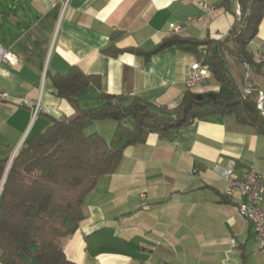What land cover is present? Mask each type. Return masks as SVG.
Segmentation results:
<instances>
[{"label":"crops","instance_id":"0c3cea01","mask_svg":"<svg viewBox=\"0 0 264 264\" xmlns=\"http://www.w3.org/2000/svg\"><path fill=\"white\" fill-rule=\"evenodd\" d=\"M200 1L0 0L1 44L18 58L15 67L0 64V89L10 97L0 103V160L9 161L53 120L74 115L50 79L70 67L98 77L107 94L175 107L196 62L191 55L169 48L145 62L102 51L115 32L122 33L117 49L149 50L172 36L170 24L189 19L195 21L180 36L225 37L237 19V1L227 0V11L220 0H205L212 13ZM249 50L264 55V14ZM249 76V84L263 90L262 78L252 71ZM217 90L208 76L192 92ZM18 97L39 101L35 116L17 105ZM75 99L80 108H93L100 93L89 85ZM115 127L113 121L96 122L87 134L108 141ZM230 161L236 174L253 165L264 183V138L231 118L196 120L171 139L149 134L145 143L125 148L116 172L85 198V219L59 240L60 249L74 264H264L252 226L238 213L240 200L224 195L221 174Z\"/></svg>","mask_w":264,"mask_h":264},{"label":"trees","instance_id":"16d2710c","mask_svg":"<svg viewBox=\"0 0 264 264\" xmlns=\"http://www.w3.org/2000/svg\"><path fill=\"white\" fill-rule=\"evenodd\" d=\"M240 15L225 37L194 39L172 35L149 50L117 49L115 32L103 54L131 53L148 61L169 48L191 55L218 85L217 91L185 90L173 108L156 106L136 96L110 95L100 89V79L70 67L50 77L55 94L66 100L74 115L53 120L33 135L13 157L0 160V264H74L60 249V239L72 236L85 219V198L100 179L114 174L123 150L145 143L149 134L171 139L196 120L231 118L264 138V103L250 85V71L262 78V65L249 50L264 14V0H236ZM227 11L229 3L220 0ZM237 68L234 70L232 66ZM89 85L100 93V104L82 109L75 96ZM248 90V92L246 91ZM113 121L110 140L86 134L93 123Z\"/></svg>","mask_w":264,"mask_h":264},{"label":"built area","instance_id":"2783aa9c","mask_svg":"<svg viewBox=\"0 0 264 264\" xmlns=\"http://www.w3.org/2000/svg\"><path fill=\"white\" fill-rule=\"evenodd\" d=\"M198 6L204 9L207 13H212L214 8L208 6L205 0L198 3ZM237 16L240 15L239 6L237 8ZM194 19H189L183 25L170 24L169 31L172 35H181L185 28L193 23ZM259 63H264V55H254ZM0 64H7L15 67L18 64V58L8 49L4 48L0 40ZM208 77V69L206 66H200L197 62L190 67V72L183 82L185 89L194 91L200 87ZM248 92V90H246ZM10 102L9 95L0 89V103ZM16 103L19 106L26 107L32 110L33 116L36 115L40 108L39 101H31L25 97H18ZM264 103V93L259 92L258 104L259 110H262ZM15 155L9 159V165ZM9 167V166H8ZM235 163L230 161L229 167L222 171L221 177L224 180L226 187L224 195L228 199L238 198V213L252 226L257 250L264 251V183L260 174H258L253 165H249L244 171L239 174L235 173ZM234 244V240H231Z\"/></svg>","mask_w":264,"mask_h":264},{"label":"water","instance_id":"95a60500","mask_svg":"<svg viewBox=\"0 0 264 264\" xmlns=\"http://www.w3.org/2000/svg\"><path fill=\"white\" fill-rule=\"evenodd\" d=\"M8 166H9V161H8V164H7V167H6L5 173H6L7 169H8ZM2 183H3V181H2ZM2 183H1V186H2Z\"/></svg>","mask_w":264,"mask_h":264},{"label":"rangeland","instance_id":"374dc122","mask_svg":"<svg viewBox=\"0 0 264 264\" xmlns=\"http://www.w3.org/2000/svg\"><path fill=\"white\" fill-rule=\"evenodd\" d=\"M87 129H88V128H87ZM87 129L85 130V133H86V134L89 132V129H88V130H87ZM7 164H8V163H7ZM6 167H7V166H6ZM1 183H2V181H1Z\"/></svg>","mask_w":264,"mask_h":264}]
</instances>
